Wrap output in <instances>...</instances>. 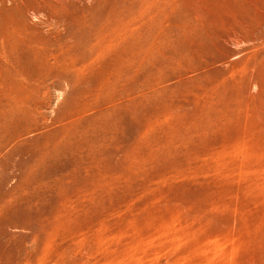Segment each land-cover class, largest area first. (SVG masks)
Masks as SVG:
<instances>
[{
    "label": "rangeland",
    "instance_id": "rangeland-1",
    "mask_svg": "<svg viewBox=\"0 0 264 264\" xmlns=\"http://www.w3.org/2000/svg\"><path fill=\"white\" fill-rule=\"evenodd\" d=\"M3 32L18 264H264V0H0Z\"/></svg>",
    "mask_w": 264,
    "mask_h": 264
},
{
    "label": "bare ground",
    "instance_id": "bare-ground-1",
    "mask_svg": "<svg viewBox=\"0 0 264 264\" xmlns=\"http://www.w3.org/2000/svg\"><path fill=\"white\" fill-rule=\"evenodd\" d=\"M2 33V32H1ZM6 32H3V34H4V36L2 35V36H0V40L2 41V44L0 43V64L1 63H3V61L4 60H6V59H9L10 57H11V52H10V49L8 50V49H6V46L5 45H9L10 47H11V49L13 48L12 46L14 45V47L16 46L15 44H18V41L14 38V35H13V33H6ZM12 45V46H11ZM8 48V47H7ZM14 49V48H13ZM13 53H14V51H12ZM22 61H23V59H21ZM27 60V59H26ZM31 61H33L32 59H31ZM42 61V60H41ZM25 62V61H24ZM26 63H27V61H26ZM30 63V62H29ZM34 63V62H33ZM38 62H35V65L37 64ZM31 64V63H30ZM39 64V63H38ZM33 65V64H32ZM34 65V66H35ZM1 66V65H0ZM33 66V67H34ZM28 67H29V65H28ZM1 68V67H0ZM30 68H32V67H29L28 69H30ZM26 70V69H25ZM4 71H5V69H4ZM8 71V70H7ZM3 72V71H2ZM6 72V71H5ZM35 72V71H34ZM34 72H27V74H25L24 73V71H23V73L24 74H22L21 75V73L20 74H18V75H15V77H17V76H19V77H23V78H31V77H33L34 76ZM8 73V72H7ZM11 74H12V72H10ZM14 73V72H13ZM17 73V72H16ZM6 74V73H5ZM9 74V73H8ZM7 74V75H8ZM6 75V76H7ZM35 75H37V74H35ZM1 76H3V75H1ZM9 76H10V74H9ZM13 76V75H12ZM4 77H5V75H4ZM12 79L11 77H7V79ZM13 78H14V76H13ZM34 78V77H33ZM30 89V88H29ZM33 90V89H32ZM31 91V90H30ZM28 92V91H27ZM29 93V92H28ZM32 93V92H31ZM30 94V93H29ZM16 109V108H15ZM14 109V110H15ZM20 110V109H19ZM16 112V111H15ZM14 112V113H15ZM20 112H21V110H20ZM19 112V113H20ZM15 116V115H14ZM11 119V118H10ZM13 119H15V118H13ZM6 121V120H5ZM15 121V120H14ZM10 128V127H9ZM5 130H7V129H5ZM11 130V129H10ZM13 130V129H12ZM54 137H55V135H54ZM10 139V138H9ZM8 139V140H9ZM12 139V138H11ZM54 139V138H53ZM52 139V140H53ZM12 141V140H11ZM10 141V142H11ZM5 142V141H4ZM26 214H27V212H26ZM11 226H13L14 228H27V229H32L31 227H32V220L29 218V217H27L26 216V218H25V222L23 223V224H21V225H17V224H15V225H11ZM0 233H3V231H1L0 230ZM6 234V233H5ZM8 240H10V239H8ZM1 242H2V240H1ZM0 242V264H18V252H19V247H18V245H16V243H14V242H11V240H10V242H5V243H1ZM18 242V241H17ZM20 263V262H19Z\"/></svg>",
    "mask_w": 264,
    "mask_h": 264
}]
</instances>
